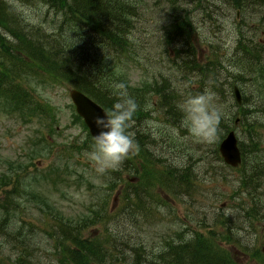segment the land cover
Returning a JSON list of instances; mask_svg holds the SVG:
<instances>
[{"label":"trees","instance_id":"obj_1","mask_svg":"<svg viewBox=\"0 0 264 264\" xmlns=\"http://www.w3.org/2000/svg\"><path fill=\"white\" fill-rule=\"evenodd\" d=\"M167 1L170 3L168 14L171 17L165 32L167 40L170 38L169 42L173 43L175 41L171 38L181 41L189 52H193L192 69L206 68V64L201 65V62L194 58L195 45L192 36L195 29L194 12L215 8L218 6L216 1L220 3L222 0ZM226 1L230 2L232 7L251 5L256 11L258 8L264 10V0ZM195 4L200 9H196ZM215 4L217 6H214ZM143 7H149L146 0H0V97L4 96L8 106L21 118L28 116L26 120L38 116L39 113H45L44 107L24 87L23 80L24 74L46 72L54 82L61 80L81 89L109 112L113 104L120 99L116 95L120 91L116 85L122 84L123 91L127 92L128 88L131 89L128 94L137 104V109L130 119L137 126L141 119L145 118L142 114L144 94L158 90L162 92L164 87L163 90L169 91L171 87L167 86L169 82L164 77L161 82L156 81L157 79L146 80L142 88L131 87L126 81L128 75L126 68L137 60L140 50L138 45L141 40L135 34L137 30L139 34L142 32L136 22L142 17ZM213 17L210 14L209 19L212 21ZM253 24L257 30L261 28L258 27L261 26L260 23ZM242 31L243 29L235 38L236 47L231 56L233 64L224 67L227 72L226 78L230 80L228 89L232 101L231 108L223 114L216 138L211 140L199 138V144L200 149L204 151L203 156L208 157V154L212 153L214 160L217 162L222 160L218 144L229 129L236 128L235 125L231 126V123L240 115L239 122L247 124L252 137L249 143L245 145L243 142L240 147L242 164L248 158L243 175L245 189L253 196L264 185V150L255 141L253 135L255 124L259 128H264V97L260 94L261 87L264 86V44ZM248 36L252 37L256 44ZM187 64L188 62H185L182 67L186 68ZM241 76L252 81L257 91L243 93L242 104H239L232 89L234 80ZM212 77L214 81L210 83V89L203 86L195 95L210 92L211 89L217 90V78ZM214 93L210 92L213 96ZM165 97L169 100L168 105L174 108L172 110L175 114L182 113L178 101L173 100L171 95ZM85 139L87 142H84V146L78 147L77 152L82 148L88 149V146L90 150L93 149L94 139L90 134ZM139 143L141 149H146L148 146V143L143 144L141 140ZM39 148L35 149L34 155L37 154V157L42 154ZM185 150L172 154L175 160L167 159L166 170L163 172L165 173L164 188L179 197L185 195L191 197L196 187V182L192 181L189 175V171L193 168L194 154L187 147ZM65 154L67 153L57 154L62 167L65 159H71ZM147 156L152 158V155H143L144 158L149 159ZM128 157L129 155L125 161ZM203 158L201 157L202 160L205 159ZM142 163L143 167L148 166V163ZM130 164L127 162V166ZM220 167L226 169L229 166L220 163ZM132 168L133 166H130L126 170L130 172ZM15 169L14 165L13 167L11 165L10 171L4 172L0 177V188L12 182ZM24 181L25 179H22L21 182L16 183L10 200L4 202L0 209V264H40L38 255L41 248H54L59 255L57 257L59 264H236L222 253L220 245L209 242L207 234L189 229L190 219L188 222L186 220L185 223H180V218L177 217L175 221L178 224L177 229L171 231V234L167 232L159 236L161 231L154 228L144 232L137 231L136 227L141 222L143 227L145 224L164 222L148 208V204L153 202L159 209L156 202L162 200H154L153 193L145 197L141 193L143 188L147 189V182L145 187L138 184L132 185L133 187L129 185L128 189L131 193L119 189L118 198L121 205L109 207L108 200H102L88 206L87 214L72 218L65 212H56L55 202L49 204L43 195L28 188L32 183L23 186ZM119 182L121 183L117 180L112 186L116 188ZM31 190L35 202L39 204L37 211L43 216L51 215L54 219L51 221L54 232L50 235V239H44L43 236L36 237L34 226L22 223L25 219H22L21 223L17 222V209L26 205L21 199V194ZM253 199L256 200L252 197L251 204L254 202ZM255 209L257 215L263 218L264 204H260V207ZM119 213L122 215L116 217ZM139 214H143L141 219H137ZM248 215L250 216V212L247 211L244 217ZM210 216L214 217L213 222L215 219L211 227L216 228L221 224V230L210 231L212 237L233 236L225 235L226 230L232 231L233 227L229 223L236 218L231 212L219 214L214 210L207 216L208 220ZM130 221L133 222V226L128 229ZM112 223L114 228L110 229L109 225ZM94 226L100 229L98 234L84 235L87 229ZM243 245L244 243L241 242V247Z\"/></svg>","mask_w":264,"mask_h":264},{"label":"rangeland","instance_id":"obj_2","mask_svg":"<svg viewBox=\"0 0 264 264\" xmlns=\"http://www.w3.org/2000/svg\"><path fill=\"white\" fill-rule=\"evenodd\" d=\"M146 1L149 7H143L142 17L136 22L142 29L141 34L138 30L135 34L141 40L138 45L140 50L137 60L126 68L128 74L126 81L131 87L142 88L146 80L160 81L164 77L169 82L167 86L171 87L169 91L163 90L164 87L162 92L158 90L144 94L142 114L145 118L141 119L137 126L131 122L132 120L128 124L127 132L133 139L134 146L127 160L124 159L115 169H109L103 174L97 173L94 162L89 159V153L92 151L89 146L88 149L82 148L77 152V148L87 142L85 138L89 131L84 121L77 117L69 97L71 86L61 80L54 82L46 72L24 74V87L46 112L26 120L28 116L21 118L8 106L6 98L0 97V177L4 172L10 171L11 165L12 167L14 165V169L17 168L12 182L0 188V209L4 202L10 200L16 183L22 179H25L23 186L32 183L28 188L43 195L49 204L55 202L56 212H65L72 218L87 214L88 206L102 200H108L109 207L121 205L118 198L119 189L129 192L130 186L138 184L145 187L147 182V189H140L141 193L144 197L153 193L154 200H162L156 202L159 209L153 202L148 204V208L164 222L145 224L144 227L141 222L136 227L137 231L144 232L154 228L161 231L159 236L167 232L171 234V231L177 229L178 224L175 221L178 218L180 223H185L186 220L188 222L190 219L189 229L207 234L209 242L220 245L222 253L236 264H264V215L263 218L259 217L255 211L260 204H264V185L253 196L245 189L243 175L248 158L237 169L229 167L222 169L220 163L224 164L223 159L217 162L213 159L212 153H209L208 157L203 156L204 151L200 149L199 138L192 136L183 126V113L171 115L174 108H171L167 103L169 100L165 99V95H171L173 100L182 104L186 98L195 96L201 87L210 89V83L214 81L212 76H215L218 86L217 90H210L215 92V95H212V105L226 114L231 108L232 101L228 89L230 80L226 78L227 72L224 67L233 64L232 51L236 47L235 38L240 30L243 29L242 32L264 44V31H261L264 29V20L261 19L264 18V10L258 8L256 11L251 5L232 7L226 0L220 3L216 1L218 6L217 4L214 6L217 7L205 11L195 4V8L200 10L194 12L195 29L192 34L195 45L194 58L207 67L192 69L193 52H189L181 41L178 42L174 38L171 40L175 43L169 42L170 38L167 40L165 35L171 18L168 14L170 3L167 0ZM210 14L214 16L212 21L209 19ZM252 23H260L261 26L258 27L261 28L257 30ZM249 38L256 44L252 37ZM185 62L188 64L183 68ZM237 80L233 83L239 86L242 93L257 91L256 85L243 76ZM261 89L260 94L264 97V86ZM129 91L130 88L127 94ZM233 122L234 120L231 126ZM220 127L219 122L218 129ZM247 127L245 122H239L236 128L234 127L239 146H242L243 142L246 145L252 139ZM254 130L255 141L264 150V128H259L255 124ZM140 140L143 144L148 143L146 149H141ZM38 147L42 154L37 157V154H34ZM186 147L194 154L193 168L189 175L191 180L196 182V187L191 197L187 195L179 197L164 188L163 172L166 170V160L169 158L175 160L172 154L175 155L181 150L186 151ZM59 152H66L65 155L71 157L70 160L65 159L64 167L59 164L57 158ZM146 154L152 155V158L147 156L150 161L143 157ZM200 155L207 158L202 160ZM127 162L131 164L127 166ZM142 162L148 163V166L143 167ZM130 166L133 168L129 172L126 168ZM80 175L82 177H79ZM117 180L121 183L114 188L112 185ZM129 182L133 184H128ZM32 190L21 194V199L26 205L17 209V222L21 223V220L25 219L22 223L33 225L36 237L50 239L54 232L51 224L54 219L51 215L43 216L37 211L39 204L35 202ZM252 197L256 198V202L253 199V204L250 200ZM214 210L219 214L231 212L232 216L236 217L229 223L233 227L232 231L225 232V235L232 234L233 236L228 237L233 240L226 236L224 238L211 236L212 229L221 230V224L216 228L211 227L215 222L213 216L207 219ZM247 211L250 212V216L245 218ZM121 215L122 213H119L116 217ZM142 215L139 214L137 219H141ZM132 226L133 222L130 221L128 229ZM109 228L113 229L114 224H110ZM99 232L98 226H94L87 229L84 235L95 236ZM241 242L244 243L242 247ZM38 256L40 264H59L57 262L59 255L54 248H41Z\"/></svg>","mask_w":264,"mask_h":264},{"label":"clouds","instance_id":"obj_3","mask_svg":"<svg viewBox=\"0 0 264 264\" xmlns=\"http://www.w3.org/2000/svg\"><path fill=\"white\" fill-rule=\"evenodd\" d=\"M231 70V69H230ZM116 95L120 98L111 111L98 115L94 119L97 133L89 159L95 164V171L103 174L117 168L134 146V141L127 132L129 121L137 109L135 100L123 91ZM212 95L203 93L190 96L179 106L183 113V126L194 137L211 140L215 137L223 113L212 105Z\"/></svg>","mask_w":264,"mask_h":264},{"label":"water","instance_id":"obj_4","mask_svg":"<svg viewBox=\"0 0 264 264\" xmlns=\"http://www.w3.org/2000/svg\"><path fill=\"white\" fill-rule=\"evenodd\" d=\"M235 91L237 99L240 101L239 90L235 88ZM70 97L75 104V109H77L79 115L83 117L91 135L95 138L97 129L94 125V119L96 116L106 113V109L101 107L91 97H88L85 93L75 88L70 90ZM219 148L222 157L227 164L238 166L241 163V149L237 146V137L235 136L234 131L228 133L227 137L221 141Z\"/></svg>","mask_w":264,"mask_h":264}]
</instances>
